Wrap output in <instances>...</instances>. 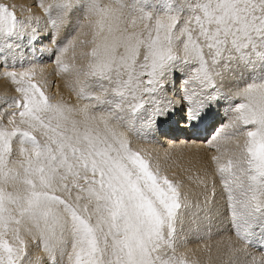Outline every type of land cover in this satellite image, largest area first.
Returning a JSON list of instances; mask_svg holds the SVG:
<instances>
[{"label": "snow or ice", "instance_id": "1", "mask_svg": "<svg viewBox=\"0 0 264 264\" xmlns=\"http://www.w3.org/2000/svg\"><path fill=\"white\" fill-rule=\"evenodd\" d=\"M125 2L39 0L45 14L56 9L48 28L58 72L72 70L70 54L74 61L88 43L80 37L91 34L96 47L83 74L112 82L95 95L81 85L78 95L90 102L84 108L53 103L47 79L32 68L0 73L17 93L10 109H0V185L8 184L0 187V264H188L169 247L185 185L134 150L129 134L164 135L179 126L198 138L221 99L229 102L228 122L208 144L221 153L212 161L230 206L247 180L264 178V78L236 84L226 75L234 62H264V0L205 2L195 23L130 16ZM38 20H20L0 4V35L34 37ZM99 37L105 42L96 43ZM177 73L183 107L167 93ZM99 124L106 136L92 127ZM222 137L225 151L217 145ZM249 204L262 206L254 196Z\"/></svg>", "mask_w": 264, "mask_h": 264}, {"label": "bare ground", "instance_id": "2", "mask_svg": "<svg viewBox=\"0 0 264 264\" xmlns=\"http://www.w3.org/2000/svg\"><path fill=\"white\" fill-rule=\"evenodd\" d=\"M103 2L107 3V0ZM205 2L215 7V0H126L124 10L130 16L138 14L156 18L173 16L178 20L195 23V18L203 15L201 5ZM0 4L10 6L20 20L30 16L39 18L38 22L33 21L32 26L38 33L34 37L30 38L27 34L11 37L0 35V73L8 70L19 72L32 68L36 71L37 78L47 79V92L53 98V103L63 101L74 110L84 108L90 103L78 95L81 85L86 93L94 95L106 93L113 86L112 82L99 75L83 74L88 71L89 54L96 47V44L92 43L91 34L80 37L88 43L77 48L74 61L70 54L69 63L74 65L72 70L59 73L55 65L56 46L51 43V31L48 28L49 20L56 15V9H53L50 15L45 14L39 7V0H0ZM104 42V37H99L96 41V43ZM108 43H112L111 38L108 39ZM127 46V42L122 45V47ZM226 75L236 84L262 79L264 62L255 60L244 63L234 62L231 71ZM176 77V82L168 86L167 93L169 98L176 99L183 107V101L179 99L182 77L179 73ZM15 88L16 85L10 79L0 75V109L11 108L10 101L17 95ZM110 99L114 100L115 97ZM101 114L100 111L96 113L97 116ZM229 114L227 100L221 99L212 105L208 130L214 127L213 136L228 122ZM74 119L83 122V114H75ZM92 127L98 135L102 137L107 135L103 124ZM213 136L190 137L180 131L178 126L176 131L164 135L130 133L129 139L134 150L149 154L154 161L161 164L166 175L180 180L185 185L183 191L187 195H183L181 207L174 220V231L170 236L173 242L169 241L170 249L180 256L186 249L191 248L193 252H199L201 248L217 239L233 236L248 246L245 250L247 255L240 256L235 261V264H245L247 260L255 257L254 253H263L257 247L264 244V178L247 180L242 189L235 191L234 204L230 206L233 202H230L227 198L228 194L223 192L222 181L212 161L213 156L221 154L216 147H209L208 141ZM217 145L221 151L230 147L223 137L217 141ZM16 159L18 160L19 157ZM12 167L21 171L23 175L18 163H13ZM189 175L203 177L208 184L198 186L187 179ZM0 187L7 189L8 184ZM253 196L257 201L262 202L261 207L249 204ZM185 197L188 200L185 201ZM259 216L260 218H257ZM38 254L44 255L43 252Z\"/></svg>", "mask_w": 264, "mask_h": 264}, {"label": "clouds", "instance_id": "3", "mask_svg": "<svg viewBox=\"0 0 264 264\" xmlns=\"http://www.w3.org/2000/svg\"><path fill=\"white\" fill-rule=\"evenodd\" d=\"M248 246L233 236H225L193 252L191 248L180 254L188 259V264H232L233 257ZM255 257L264 260V253H254Z\"/></svg>", "mask_w": 264, "mask_h": 264}, {"label": "rangeland", "instance_id": "4", "mask_svg": "<svg viewBox=\"0 0 264 264\" xmlns=\"http://www.w3.org/2000/svg\"><path fill=\"white\" fill-rule=\"evenodd\" d=\"M212 128H213V127H212ZM213 131H214V128H213ZM213 131H212V132H213ZM212 134H213V133L208 134V136L211 137V136H213ZM208 139H209V138H208ZM186 195H187V194L185 193L184 196H186ZM183 198H184V197H183ZM186 200H188V198L185 197V201H186ZM263 215H264V213H263ZM263 215H261V216H263ZM257 218H260V216L257 217ZM169 241L172 243V242H173V238H172V237H169Z\"/></svg>", "mask_w": 264, "mask_h": 264}]
</instances>
